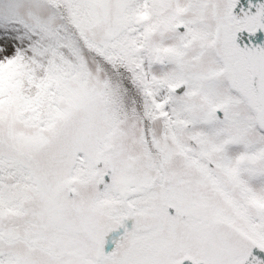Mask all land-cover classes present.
Segmentation results:
<instances>
[{
	"label": "snow or ice",
	"instance_id": "snow-or-ice-1",
	"mask_svg": "<svg viewBox=\"0 0 264 264\" xmlns=\"http://www.w3.org/2000/svg\"><path fill=\"white\" fill-rule=\"evenodd\" d=\"M264 0H0V264H264Z\"/></svg>",
	"mask_w": 264,
	"mask_h": 264
},
{
	"label": "water",
	"instance_id": "water-1",
	"mask_svg": "<svg viewBox=\"0 0 264 264\" xmlns=\"http://www.w3.org/2000/svg\"><path fill=\"white\" fill-rule=\"evenodd\" d=\"M254 42L255 43H264V33L258 32L256 34V37H254Z\"/></svg>",
	"mask_w": 264,
	"mask_h": 264
}]
</instances>
